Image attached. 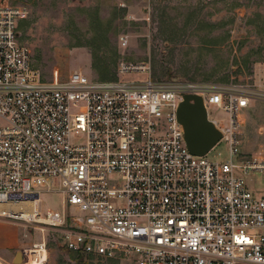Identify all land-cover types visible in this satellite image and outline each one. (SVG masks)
Masks as SVG:
<instances>
[{
    "label": "built area",
    "instance_id": "2783aa9c",
    "mask_svg": "<svg viewBox=\"0 0 264 264\" xmlns=\"http://www.w3.org/2000/svg\"><path fill=\"white\" fill-rule=\"evenodd\" d=\"M24 8L0 0V219L40 224L22 264H47L46 229L87 262L264 264V155L242 150L243 91L183 80H124L142 67L121 62L118 79L58 70L45 80L20 40ZM123 48L127 37L120 39ZM186 95L202 98L228 158L193 155L178 121ZM222 111L225 122L209 118ZM57 194L62 209L43 210ZM33 205L30 218L24 208ZM0 264H9L0 257Z\"/></svg>",
    "mask_w": 264,
    "mask_h": 264
},
{
    "label": "rangeland",
    "instance_id": "374dc122",
    "mask_svg": "<svg viewBox=\"0 0 264 264\" xmlns=\"http://www.w3.org/2000/svg\"><path fill=\"white\" fill-rule=\"evenodd\" d=\"M6 1L25 10L18 25L20 40L32 50L45 80L58 70L63 79L79 71L94 81H115L119 63L125 62L143 70L123 76L124 80L175 79L213 90L246 92L251 99L241 113L239 131L246 123L264 121V106L254 103L264 101L254 77L256 65H264V0ZM122 37L128 39L126 48L120 44ZM209 118L226 121L222 111L212 108ZM247 144V150L242 146L244 152L253 156L258 155L255 150L261 152L258 142ZM209 156L225 160L227 147L221 144ZM251 186L264 194L261 177ZM47 209L61 210V196L43 195V210ZM0 220L15 224L20 235L17 252L41 239L40 224ZM45 234L47 264H128L84 261L64 249L59 231L46 229Z\"/></svg>",
    "mask_w": 264,
    "mask_h": 264
},
{
    "label": "water",
    "instance_id": "95a60500",
    "mask_svg": "<svg viewBox=\"0 0 264 264\" xmlns=\"http://www.w3.org/2000/svg\"><path fill=\"white\" fill-rule=\"evenodd\" d=\"M178 121L185 129V140L195 156H206L221 140L220 132L208 121L201 97L186 95L178 109ZM22 252H17L14 264H22Z\"/></svg>",
    "mask_w": 264,
    "mask_h": 264
},
{
    "label": "crops",
    "instance_id": "0c3cea01",
    "mask_svg": "<svg viewBox=\"0 0 264 264\" xmlns=\"http://www.w3.org/2000/svg\"><path fill=\"white\" fill-rule=\"evenodd\" d=\"M254 77H255V83L258 86V90L261 92H264V65L263 64L256 65ZM254 103H256V106L257 105L264 106L263 100L254 101ZM240 118H241V115H240ZM242 126H243V123H242ZM239 132H240V136L241 134L244 133V138L243 139L240 138L241 146H243L247 150L248 149L247 142L251 140L255 141V143L258 142L259 149H261V152H256L255 150L254 153H258L257 156L264 155L263 154L264 152V121L263 122L259 121L258 123H256V121L254 120L251 123H246L242 131H239ZM251 137L253 139H251ZM244 153L252 155L251 153H248V152H244ZM3 225L10 227V228H8L7 230H4L2 228ZM14 225L10 222L0 220V257L7 263H10V262L14 263L16 253L19 249L20 235L17 231H15V229H13Z\"/></svg>",
    "mask_w": 264,
    "mask_h": 264
},
{
    "label": "bare ground",
    "instance_id": "6f19581e",
    "mask_svg": "<svg viewBox=\"0 0 264 264\" xmlns=\"http://www.w3.org/2000/svg\"><path fill=\"white\" fill-rule=\"evenodd\" d=\"M17 208L13 207V206H0V212L1 211H16ZM33 214V205L28 204L25 208H24V217L26 219L30 218V216Z\"/></svg>",
    "mask_w": 264,
    "mask_h": 264
},
{
    "label": "trees",
    "instance_id": "16d2710c",
    "mask_svg": "<svg viewBox=\"0 0 264 264\" xmlns=\"http://www.w3.org/2000/svg\"><path fill=\"white\" fill-rule=\"evenodd\" d=\"M84 264V263H83Z\"/></svg>",
    "mask_w": 264,
    "mask_h": 264
}]
</instances>
